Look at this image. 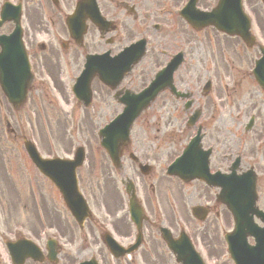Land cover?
Returning a JSON list of instances; mask_svg holds the SVG:
<instances>
[{"label": "rangeland", "instance_id": "1", "mask_svg": "<svg viewBox=\"0 0 264 264\" xmlns=\"http://www.w3.org/2000/svg\"><path fill=\"white\" fill-rule=\"evenodd\" d=\"M253 1L255 0H248L251 4ZM260 18L263 20L262 16ZM189 34L193 39L191 41V49H189L192 59L188 65H185L184 68L177 72V82L175 81V83L179 89L188 87L194 94V99L198 100L200 104H204L205 98L199 96L200 89L205 78L208 77L212 81L213 91L208 96L210 98L208 100L209 108L203 111L200 121L209 116L208 122H210L214 119V115L215 118L218 116L212 110V102L215 103L219 114L217 121H225L229 127L224 130L222 125L217 127L216 125H219V123H216L207 125L206 129L205 127L204 129L210 130V134L212 133L216 137L218 135L215 130H219L221 136H227L225 142L222 140L224 144L223 151L227 147L230 150H234L239 146L238 135L240 132L236 125L231 124L230 118L234 116L236 109H232L228 103H225V105L218 104L217 97L223 90V84L227 83V76L230 75V72L237 71V69L226 70L225 68H220L218 75L212 72L214 69H207V64L212 66V62L208 59L211 51L217 56L218 46L221 48L225 40L221 36H214V39H209L207 42L205 33L193 35L189 32ZM209 35L213 38V34ZM177 37L179 42L183 41L182 35H177ZM243 51V48L240 47L238 53H243ZM257 54L255 50L247 52L246 57L241 54L243 69L249 70L251 66L249 58ZM147 66L148 63L139 67L144 68ZM151 66H154L151 70L148 67L146 68V72L148 69L149 72L143 78L144 83H140V69H137L134 77L125 79L123 86L133 91L142 88L150 81L156 65ZM49 70H52L49 73L50 79L53 85L56 83L58 88H56L58 95L55 93L56 100L51 95L46 97L43 94L45 89L40 80L39 72H37L38 80L35 82V87L38 88H35L26 104L18 110L12 111L0 94V233L10 234L12 229L16 228L17 235H40L43 227L49 228L48 226L51 225L53 229L60 228L61 231L68 235V238L66 237L68 245L65 247L66 250L59 256L58 264H76L90 255H95L102 264H110L109 255L100 239L99 229L94 228L95 235H90V225L87 222L83 229H79L69 212L65 209L57 191L45 179L41 178L28 162L27 155L23 149L22 137L26 136L32 139L43 155L55 154L61 156L72 150L74 145H82L86 150L87 156L86 162L78 171L83 192L90 201L94 219L109 221L114 218V214L112 215L110 210L114 212L113 208L117 207L119 209L120 205L114 189L107 180L108 174L112 172H110L111 166L105 152L99 146L97 131L119 108L118 105L111 104L109 92L95 80L92 85L95 92L92 106L87 109L78 106L77 112L74 111L72 125L75 126L76 130L70 126L65 113V109H68V106L74 102V99L67 91V87H64L62 83V81L66 83L69 77L68 73L62 71L61 65L54 68L51 67ZM241 84V88H250L247 80L242 81ZM220 101L224 102V98H221ZM242 106L244 104L239 105V107ZM181 107V101L175 102L167 93H161L155 102L135 121L130 135L132 149L135 145H140V140L156 141L158 139L168 142L177 137L185 139L188 135L193 134L194 129L185 127L183 114L180 112ZM174 110L176 111L175 114H173ZM261 112L264 114L263 110ZM175 116L177 117L176 119ZM242 141L245 142V139ZM182 145L183 141L182 143H178V141L174 144L168 143L160 149V152L155 154V158H153L156 166L155 176L161 178V185L164 184L166 186L174 183V181L169 182L163 179V166L172 155L179 151ZM173 147L177 148V150L174 151ZM137 149L138 153H140L139 148ZM261 151L264 152V145L258 149L257 143L250 144L247 148L245 147L246 161H252L248 159V156L258 159ZM125 163H129L128 159H125ZM138 175L139 172L134 173L136 178ZM150 182V179H144L145 184ZM192 185L197 186L201 194L203 193L200 184L194 183ZM178 188L179 186L176 189V195L179 205L176 209L171 210L170 201L167 202L165 200L169 196L162 199L170 212V214L164 215L163 219L170 224L172 223L174 230L177 231L178 226L174 223V219L177 217L183 220L184 218L186 224H188L186 229L192 235H196L197 243L203 242L206 247L205 252L211 263L231 264L227 253L224 252L222 239V232L231 228V219L226 218L228 215L224 214L226 217L223 220L213 221V215H211L204 225L194 223L189 213V203L191 202L189 201V193L192 188L181 187V190ZM258 191L261 194V203L264 204V171H262L260 176ZM108 193H113V197L116 196V199H112L113 202L109 200ZM40 196L42 198L44 196L46 205L40 204ZM193 198L196 199L197 196H193ZM193 198L192 200L196 201ZM218 208L220 213L225 212L223 207L220 206ZM122 213L123 210H119L116 216H120ZM105 214H109V220H106ZM148 227L151 235H144L145 243L140 249V264H155L154 260L157 257L163 260V263L158 262L159 264H175L171 255L165 249L164 243L159 239L153 225L150 223ZM149 236L154 255L152 253L145 254V258H143L144 250L150 252ZM72 245L75 249L72 248ZM0 247H2L1 241ZM131 257L138 258V253L129 256V258ZM137 263L139 264V260L132 262V264ZM112 264L117 263L112 262ZM121 264H124V261H121Z\"/></svg>", "mask_w": 264, "mask_h": 264}, {"label": "flooded vegetation", "instance_id": "2", "mask_svg": "<svg viewBox=\"0 0 264 264\" xmlns=\"http://www.w3.org/2000/svg\"><path fill=\"white\" fill-rule=\"evenodd\" d=\"M13 1H15V3L21 2L22 4V14L25 16V23L28 27V31L27 29L25 31H27V45L30 56L35 57L36 62L49 63V67L52 68L59 66L60 60L64 58L67 60L65 63L66 66L69 65L73 70L78 69L80 59L85 56L86 51H90L89 47H93L96 52L103 51L104 49L108 50L109 48L112 49L124 39L131 37L132 28L138 30L137 27H139L140 37L145 35L147 38H151V40L158 43L164 41L165 33L172 36L173 41L179 40L177 35H182V42L186 44L189 43L190 39L186 34V27L188 24L180 20L174 8L178 6L182 0H97L99 10L108 24L105 26L107 27L106 34H102V32L98 30L101 27L88 21L86 23L88 27L83 35V39L78 41L72 39L64 28L65 19L73 10L78 0ZM199 1L203 7H208L212 0ZM249 5L259 33L264 38V29L260 21V12L263 11V8L260 3H256V1H253L252 4L249 2ZM44 13L47 16L49 25L44 24ZM61 17L64 28L63 32L59 27ZM109 33L112 34L109 36ZM60 35L61 37L59 38ZM49 36L50 39L47 46L40 43L35 44L37 37L49 38ZM54 38L56 39L55 41H53ZM101 42L105 46L101 45ZM35 48H37L38 51H35ZM38 53H42V55H38ZM262 102H264V99H262ZM261 122L264 124V117L261 119ZM254 134L255 136L252 137V139L261 137L260 126L255 128ZM211 164L215 167V170L224 169L222 167L224 164L223 159H217L215 162L210 163V165ZM153 180L155 181V178H153ZM191 183L201 185L203 191L202 195H200L201 191L199 189V194L195 190H193V192L202 197V204L208 205L210 203L213 207L214 205L217 206L215 202H210L209 191H212L211 189L198 181H193ZM177 185L184 187L185 184L180 181ZM150 187L152 196L146 193L144 185H141V190L144 192L143 198L147 203V209H150L152 217L158 219L160 214H170L162 199L170 196L171 198L165 200L167 202L170 201L171 210L175 209L173 204H175L174 201H176V190L174 188H170L169 191H167L166 188L160 189L158 184H150ZM181 187L178 189L181 190ZM190 195L193 197L192 192ZM189 201H191L190 196ZM197 202L199 203L200 201ZM215 215L217 218L220 216L218 212H215ZM144 223H148V219ZM144 223L142 228L144 227ZM110 228L112 232L115 235H119L121 239H125L131 234L128 229L122 228L115 223H111ZM60 234L65 235L63 232ZM201 243L203 244L202 241ZM30 263L34 264V262ZM45 263L49 264L47 261Z\"/></svg>", "mask_w": 264, "mask_h": 264}, {"label": "water", "instance_id": "3", "mask_svg": "<svg viewBox=\"0 0 264 264\" xmlns=\"http://www.w3.org/2000/svg\"><path fill=\"white\" fill-rule=\"evenodd\" d=\"M28 151L33 160L37 159L41 161L35 151L31 150L30 148H28ZM194 174L195 176H200L197 173ZM238 231L239 229L237 228V232ZM244 236L245 235H242L241 242L238 241V236L232 240L231 249H234V254H232V256L236 264H264V234L261 242L258 238V244L255 247L247 246L245 244ZM255 237L257 241V235H255ZM169 246L172 250L174 249L172 244L169 243Z\"/></svg>", "mask_w": 264, "mask_h": 264}]
</instances>
